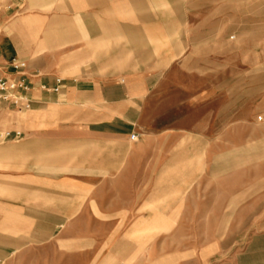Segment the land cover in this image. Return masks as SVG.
<instances>
[{"label":"crops","instance_id":"1","mask_svg":"<svg viewBox=\"0 0 264 264\" xmlns=\"http://www.w3.org/2000/svg\"><path fill=\"white\" fill-rule=\"evenodd\" d=\"M167 2L0 0V76L9 75L7 64L14 58L24 61L29 73L35 75L31 80L34 89L30 94L28 132L6 131L19 132L18 140L4 139L6 132H0V251L6 250L7 228L13 231L8 232L13 236L8 239L13 243L20 241L23 216L21 207L15 204L18 198H62L61 217L69 220L75 217V203L81 216L87 198H93L95 204L100 198H112L103 194L108 181L118 171L133 168L129 156L134 148L129 143L136 105L134 91L140 90L144 100L155 87L162 90L167 70L177 59L164 52L152 62L149 35L135 40L134 28L143 31L161 26L153 22L150 11H165ZM156 20L161 19L158 16ZM135 41L142 45L135 47ZM135 50L141 52L136 57L141 65L136 72ZM57 79L62 81L58 93L40 89L42 85L55 88ZM135 79L138 86L134 85ZM243 95L233 102L223 100L214 115L213 84L207 85L205 93L195 97L196 102L203 103L205 115L182 120L196 125L184 131L160 133V144L167 139L205 138L210 162L200 177L215 180L212 196L191 194V198H215L217 205L205 212L206 226H201V230L190 227L188 231L186 227L174 228L176 235L207 237L200 246L195 244L168 254L174 264H264L261 209L254 206L253 216L247 211L231 214L227 210L231 202L244 203L246 198H255L250 200L255 204L264 202V166L256 159L246 162L247 155L264 154V122H256L255 108L251 113L242 111L237 103ZM119 106L130 110L119 113ZM118 123L125 126L119 129ZM179 132L185 134L181 136ZM71 155H77V160L65 166ZM124 155L125 161H121ZM227 155H231L229 160ZM65 169L73 173L61 178L49 174ZM145 180L149 182L148 175ZM251 190L253 194L248 193ZM141 198H149V194L142 193ZM33 208L37 209L36 205ZM5 212L12 213L11 223H7ZM25 218L36 233L37 217ZM248 219L252 221L247 223ZM165 245L158 243L152 250L157 254L152 258H138L131 264H165ZM80 246V251L91 250L86 243Z\"/></svg>","mask_w":264,"mask_h":264},{"label":"rangeland","instance_id":"2","mask_svg":"<svg viewBox=\"0 0 264 264\" xmlns=\"http://www.w3.org/2000/svg\"><path fill=\"white\" fill-rule=\"evenodd\" d=\"M167 1L165 11H150L153 22L161 26H150L143 31L134 28L135 40L149 35L147 45L152 62L164 52L177 59L167 70L162 90L155 87L144 100L140 90L134 91L136 105L130 138L133 135L135 140L129 143L134 148L129 156L133 168L118 171L111 182L108 181L103 194L112 198H100L96 204L93 198H87L81 216L77 214L78 204L75 203V217L69 220L61 217L62 198H18L15 204L21 207L23 216L20 241L9 240L13 236L8 234L13 231L7 228L6 250L0 251V264H131L138 258H152L157 254L153 248L163 242L167 253L165 264H174V258L168 254L191 245L200 246L205 241L206 235H176L174 228L201 230V226H206L205 212H211L217 205L215 198H191V194L212 196L215 190V180L200 177L210 162L206 154L207 140L178 138L160 144L159 136L163 131H184L196 125L182 120L205 115L203 103L196 102L195 97L205 93L210 84H213L214 115L223 100L233 102L244 94L237 104L245 113L255 108L256 122L263 124L264 0ZM158 16L160 21L156 20ZM139 45L142 43L135 41V47ZM140 53L135 50V72L138 65L141 66L136 61ZM156 82L155 79L153 83ZM139 84L135 79L134 85ZM127 109L130 110L117 107L119 113ZM31 114V111L1 112L0 132H28ZM117 125L119 129L125 126ZM69 157L65 166L75 162L78 156ZM226 157L229 160L231 155ZM124 159L125 155L121 156V161ZM246 159V162L256 159L264 166V154L247 155ZM54 160L56 164V157ZM71 173L73 171L65 169L49 174L61 178ZM146 175L149 182L145 180ZM142 193H148L149 198L142 199ZM248 193L253 194V191ZM254 199L231 202L227 210L231 214L236 210L247 211L253 216L254 206H258L256 209H261L264 216V202H250ZM141 200L146 202L143 204ZM35 205L37 209L33 208ZM5 214L7 223H11L12 213ZM28 216L37 217L36 233L25 218ZM82 243L88 244L91 250L80 251Z\"/></svg>","mask_w":264,"mask_h":264},{"label":"built area","instance_id":"3","mask_svg":"<svg viewBox=\"0 0 264 264\" xmlns=\"http://www.w3.org/2000/svg\"><path fill=\"white\" fill-rule=\"evenodd\" d=\"M10 70L7 77L0 76V113L3 110H16L18 112H26L31 109L32 101L30 94L34 89L31 80L35 77L34 74L29 73L27 65L24 61L14 58L7 64ZM56 87L49 89L42 85L41 90L52 91L58 93L62 81L55 80ZM19 132H6L3 135L4 139H20ZM131 141L135 140V136H131Z\"/></svg>","mask_w":264,"mask_h":264}]
</instances>
